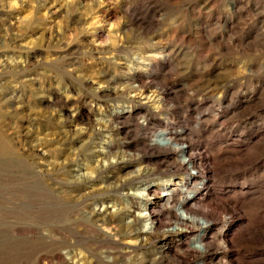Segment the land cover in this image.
I'll return each mask as SVG.
<instances>
[{"label": "rangeland", "instance_id": "374dc122", "mask_svg": "<svg viewBox=\"0 0 264 264\" xmlns=\"http://www.w3.org/2000/svg\"><path fill=\"white\" fill-rule=\"evenodd\" d=\"M0 264H264V0H0Z\"/></svg>", "mask_w": 264, "mask_h": 264}, {"label": "bare ground", "instance_id": "6f19581e", "mask_svg": "<svg viewBox=\"0 0 264 264\" xmlns=\"http://www.w3.org/2000/svg\"><path fill=\"white\" fill-rule=\"evenodd\" d=\"M158 137L159 138H158L157 144L159 146L166 148L165 151H171L174 156H177V157L181 156L182 157L181 161H182V165H183L184 168L188 169V168H191V167H194L195 165H197V162L195 161V156L192 155V154H187L186 153L188 151V149L186 150V149H184V147H181V146L177 145L165 133H161V135L160 136L158 135ZM179 183H181V182H179ZM178 185H179L178 182H175L174 179H169L168 181L161 182L159 184V186L162 187L163 188L162 190L164 191V195H162V196H167V194H169V192L172 191L173 189H175L174 187H176ZM150 186L151 185H146V186L142 187L140 190H138L137 192L133 193V195L135 197H137L139 199V201L141 200L142 208H149V206H150V205H148V203L150 201V198H149L148 194H146V192L150 188ZM103 211L104 210L101 209V211H98L99 212L98 214H104ZM177 215L183 221L184 220H186V221H193L194 220L192 217L187 215V213L185 212L184 209H182L181 206L178 209ZM137 216H138L137 218L132 219L134 222L141 223V222H144V221H148V222L151 221L150 223L151 224L153 223V221L151 219V214L143 215L141 213V214H139ZM198 224L200 225V227L202 229H204V231H206L208 229V227H209V223L207 221L198 222Z\"/></svg>", "mask_w": 264, "mask_h": 264}]
</instances>
